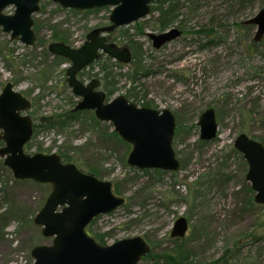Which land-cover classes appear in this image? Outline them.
Segmentation results:
<instances>
[{
  "label": "rangeland",
  "instance_id": "1",
  "mask_svg": "<svg viewBox=\"0 0 264 264\" xmlns=\"http://www.w3.org/2000/svg\"><path fill=\"white\" fill-rule=\"evenodd\" d=\"M262 8L264 0H186L180 7L181 25L173 24L180 35L158 49L146 36L160 31L153 27L157 13L120 27L140 44L136 61L142 74L134 82L118 76L114 96H126L134 86L137 96L144 94V98L131 95L132 103L140 106L146 101L154 109L171 111L175 118L172 148L180 162L176 171L129 166L131 145L111 135V123L96 118L93 122L91 111H70L79 98L65 80L69 62L55 58L47 45L55 41L53 31L66 44L81 45L91 29L109 24L111 7L73 10L41 0L39 11L32 15L36 37L32 46L10 41L0 30V90L9 81L30 101L26 113L33 133L25 152L41 149L44 154L65 155L79 169H90L99 179L110 181L114 193L124 198L123 205L95 217L92 235L110 232L104 237L108 244L140 235L153 248V255L162 254L176 239L170 231L182 216L188 222L183 238L193 249L194 264L219 258L236 239L240 249L231 264H264V205L253 202L244 179L246 168L232 146L241 132L249 137L264 134V40L255 43L254 27L245 23ZM12 11L13 7L5 9V13ZM107 36L133 54L118 29ZM119 63L125 65L122 73L131 66ZM41 71H45L42 79L36 80ZM209 107L215 112L217 136L202 141L197 120ZM67 113L78 115L61 125L43 127L49 117ZM10 179V171L0 166L1 197L14 202L15 209L0 231V264H27L30 249L48 243L31 212L49 186ZM5 206L2 203L1 210ZM150 258L139 264H147Z\"/></svg>",
  "mask_w": 264,
  "mask_h": 264
},
{
  "label": "water",
  "instance_id": "2",
  "mask_svg": "<svg viewBox=\"0 0 264 264\" xmlns=\"http://www.w3.org/2000/svg\"><path fill=\"white\" fill-rule=\"evenodd\" d=\"M62 8L88 10L111 6L109 24L90 30L84 42L72 47L63 42H51L48 50L68 60L66 82L71 93L80 98L72 112L91 110L102 122L112 124L120 138L131 144L126 162L138 169L176 171L180 162L172 148L175 118L168 109L137 106L123 94L106 100L98 89L99 80L82 82L77 74L93 63L100 53L127 63L131 59L128 47L109 44L105 33L145 18L152 0H52ZM40 0H0V29L9 34V40H18L27 46L35 42L32 15L39 10ZM13 7L12 13L4 10ZM255 27L253 40L264 37V8L245 21ZM154 48L170 42L180 35L172 27L161 33L147 32ZM30 102L21 92L6 82L0 91V157L14 179H28L47 183L51 190L43 206L35 213L33 223L40 227L41 235L50 243L35 245L30 250V264H137L150 251L140 235L122 238L102 245L85 230L97 215L111 212L124 203V198L113 193L111 182L81 172L74 164L62 162L56 153L24 151L32 135V122L25 112ZM199 138L210 141L216 137L217 122L212 108L199 116ZM233 147L247 163L245 180L254 192L253 200L264 204V146L238 134ZM188 228L187 220L179 216L172 226L171 237H183ZM201 264H211L204 262Z\"/></svg>",
  "mask_w": 264,
  "mask_h": 264
},
{
  "label": "trees",
  "instance_id": "3",
  "mask_svg": "<svg viewBox=\"0 0 264 264\" xmlns=\"http://www.w3.org/2000/svg\"><path fill=\"white\" fill-rule=\"evenodd\" d=\"M185 1L186 0H152V2L150 4V13L151 14L157 13V15L153 21V27L155 29L162 31V30H164L170 26H173V24L175 22H178L181 25L183 20L181 19L180 7L184 5ZM117 29L120 31V34L126 35V37H127L126 41L128 42V44L130 45V47L133 50V54L131 53V56H132L131 60L128 63V64H131V66L128 68L126 65L127 71L122 73L121 69L124 68L125 65H121L116 60L110 58L109 56L102 54L99 56V58L95 62H93L91 65H89L87 68H85L84 70H82L78 74V77L80 80H83L86 77H90L89 79L97 78L100 81L99 87L105 93L106 99L112 98L114 96V94L117 92V90H119V86L117 84L118 83V76L123 75L126 77L127 80L134 82L139 78L138 76L142 74L141 73L142 72L141 71L142 65L140 64V62L137 63V61H136V58H138V49L140 48L138 45H140V44L135 39H133L131 37V34L127 33V29H123V28H117ZM52 38H54L53 40H55V41H60V42L65 43L64 41L59 39L61 37H59L56 33L54 34V31H53ZM107 41L110 44H113L115 46H119V45L115 44L114 42H110L108 40V36H107ZM55 58H57L61 61L65 60V59L59 58V57H55ZM93 69H95V71H93ZM115 69H119V71L115 70ZM44 73H45V71H43V72L41 71V73L38 72L36 77H35L36 80H41ZM134 89H135L134 86H132L131 88L128 89V94L126 95V97L128 99H129V96H131V95H132L131 96L132 98L138 97L137 96L138 91L134 90ZM132 91H134V93ZM133 96H135V97H133ZM140 97H141V99H143L144 94L141 95ZM140 97H138V99ZM140 106L150 107L149 103L146 101H143L140 104ZM77 115H78V113H76V114H68L67 113L64 115H62V114L53 115V117H49L47 119V122H46V120L44 121L45 125L43 127L61 125L64 121L70 120L73 117H76ZM50 118H52V119H50ZM91 119L93 122H97V120L95 119V117H93V115L91 116ZM38 126L39 125H36V127H38ZM179 129L180 128L178 125L176 133H175L176 135L179 134ZM111 135L119 138L118 135L114 131L111 132ZM252 138L259 141L264 146V134L262 136L252 137ZM1 143H2V141H0V144ZM40 151H41V149H39L37 152H40ZM239 155L241 157V161L243 162V165L245 166V168H247L246 163L242 158V155L241 154H239ZM60 157H61L63 162H71V161H69L70 158L65 156V155L60 156ZM0 166L3 170H5L6 172H9V170L2 165L1 160H0ZM81 171L94 175L90 169H87V170L81 169ZM10 180L13 182V179H10ZM14 183H17V182L15 181ZM248 187H249V185H248ZM248 189L251 191L250 188H248ZM49 190H50V188H48L46 195L44 196L43 200L38 204L37 208L31 212V216L42 206L46 196L49 193ZM2 203H5V204L7 203V206H5L6 208L4 207L3 210H1L2 209ZM13 205H14V202L9 201V200L6 201L4 198L1 197V191H0V231H2L3 227H5L7 225L9 217H11V215H13L12 212L15 213V209H14ZM91 225H92V222L86 227V231L88 232V234L91 235L98 243L103 244V245L106 244L104 241V237L109 235L110 232H102V233H97L95 235H92L93 231H92ZM236 240L233 241V244H231V246L229 245V247H227L223 250L222 255L219 258L210 261V263L211 264H231V261H233L235 258H237L236 255L240 249V246L236 242ZM152 252H153V248H151L150 253H148L143 258V259H145L146 257H151L150 260H147V264H194V261L192 258L193 249L188 245V243L186 242V240L184 238H176L173 241L172 246L168 250L166 249L164 251V253H162V254H154L153 255ZM29 263H30V261L27 264H29Z\"/></svg>",
  "mask_w": 264,
  "mask_h": 264
}]
</instances>
